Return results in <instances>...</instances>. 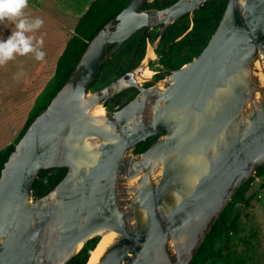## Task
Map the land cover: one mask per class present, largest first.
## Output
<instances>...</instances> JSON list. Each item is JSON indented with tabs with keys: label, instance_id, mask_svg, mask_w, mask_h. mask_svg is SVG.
Masks as SVG:
<instances>
[{
	"label": "water",
	"instance_id": "1",
	"mask_svg": "<svg viewBox=\"0 0 264 264\" xmlns=\"http://www.w3.org/2000/svg\"><path fill=\"white\" fill-rule=\"evenodd\" d=\"M209 1L146 10L148 0H131L89 42L3 165L0 264H68L113 232L97 264L192 263L236 192L264 167V0H228L197 58L141 83L152 80L142 75L168 27ZM158 27L137 68L92 91L128 39ZM131 88L132 100L106 111L108 99ZM57 168L67 169L61 182L34 198L40 172Z\"/></svg>",
	"mask_w": 264,
	"mask_h": 264
},
{
	"label": "trees",
	"instance_id": "2",
	"mask_svg": "<svg viewBox=\"0 0 264 264\" xmlns=\"http://www.w3.org/2000/svg\"><path fill=\"white\" fill-rule=\"evenodd\" d=\"M177 1L148 0L144 9L160 10ZM130 2L131 0H94L89 5L86 12L78 20L75 34L70 39L65 52L59 58L56 77L50 90L39 101L15 144L8 146L0 152V174L4 163L14 150L15 145L22 138L32 121L46 109L67 81L89 42ZM227 3L228 0H211L196 10L192 15H185L168 27L156 49L159 64L165 70L164 72L170 73L178 70L201 54L216 31L225 12ZM158 36L159 31L149 34V30L145 28L128 39L122 48L102 66L100 75L93 87L99 81L98 87H101L111 80L114 81L123 74L137 68L146 57L148 42L154 43L158 39ZM111 48L112 46L108 52ZM156 79H162V76L157 75ZM133 91L135 90L130 89L112 98V112L116 111L115 109L117 107L120 108L126 105L133 98L131 95ZM156 140V137H152L139 143L134 153H143ZM66 173V168L42 170L33 187L34 198H40L52 191L61 182ZM263 176L264 167L259 169L249 182H246L240 187L212 227L191 264L224 263L226 243L237 235L241 229V212L239 206L247 202L255 178ZM98 241L99 238L88 241L78 255L68 264H87L93 252L91 250L95 248Z\"/></svg>",
	"mask_w": 264,
	"mask_h": 264
},
{
	"label": "rangeland",
	"instance_id": "3",
	"mask_svg": "<svg viewBox=\"0 0 264 264\" xmlns=\"http://www.w3.org/2000/svg\"><path fill=\"white\" fill-rule=\"evenodd\" d=\"M93 1L27 0L23 10L25 17L43 21L39 29L28 35L33 37V44L37 39L43 40L40 49L45 56L39 61L32 53L16 55L0 65V152L15 144L39 101L50 90L59 58L74 36L78 20ZM12 31H15L14 23L0 21V40L6 39ZM157 31L160 27L150 33ZM149 69L153 72L152 80L156 74L162 73L157 55ZM162 74L164 79L170 73ZM99 83L92 91L98 88ZM141 83L147 82L141 80ZM239 210L240 232L226 243L224 263L214 264H264V176L255 178L247 202L241 204Z\"/></svg>",
	"mask_w": 264,
	"mask_h": 264
},
{
	"label": "clouds",
	"instance_id": "4",
	"mask_svg": "<svg viewBox=\"0 0 264 264\" xmlns=\"http://www.w3.org/2000/svg\"><path fill=\"white\" fill-rule=\"evenodd\" d=\"M27 0H0V21L8 20L15 25L6 39L0 40V65L14 58L16 55L32 53L36 60L42 61L45 53L40 49L42 39H37L33 44L34 33L43 21L39 18L28 20L24 15Z\"/></svg>",
	"mask_w": 264,
	"mask_h": 264
},
{
	"label": "bare ground",
	"instance_id": "5",
	"mask_svg": "<svg viewBox=\"0 0 264 264\" xmlns=\"http://www.w3.org/2000/svg\"><path fill=\"white\" fill-rule=\"evenodd\" d=\"M150 50L148 51V57H153L152 53L150 54ZM155 59V58H154ZM153 75V72L150 69H146L145 72L143 73L142 77L144 78H150ZM95 115H103L104 110L101 107H98L94 111ZM117 237V233L113 232L108 235H104L101 237L98 241L96 249L93 250L88 264H97L102 257V255L105 253L107 248L113 243L114 239Z\"/></svg>",
	"mask_w": 264,
	"mask_h": 264
},
{
	"label": "flooded vegetation",
	"instance_id": "6",
	"mask_svg": "<svg viewBox=\"0 0 264 264\" xmlns=\"http://www.w3.org/2000/svg\"><path fill=\"white\" fill-rule=\"evenodd\" d=\"M164 69L162 70V73H164ZM162 73H158V74H156L155 75V77H153V80L152 81H149V82H147V83H145L144 85H145V87H150V86H152L155 82H157V81H159V80H161V79H156V77H157V75H161L162 76V78H163V74ZM167 73V72H166ZM112 82V80L110 81V82H108V83H106V84H104L103 86H101V87H98L96 90H99V89H102L103 87H105L106 85H108V84H110ZM131 89H134L135 91H133V92H131V95L133 96V98L138 94V90L137 89H135V88H131ZM128 90H130V89H128ZM127 91V90H126ZM125 92V91H124ZM123 93V92H122ZM132 98V99H133ZM131 99V100H132ZM111 105H112V98L111 99H108L106 102H105V105H104V107H105V109H106V111H108V112H112V108H111ZM125 106V105H124ZM118 109H120V108H122V107H117ZM115 109V110H118V109Z\"/></svg>",
	"mask_w": 264,
	"mask_h": 264
}]
</instances>
